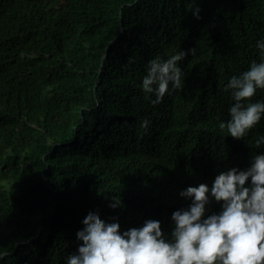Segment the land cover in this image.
<instances>
[{
    "label": "trees",
    "instance_id": "16d2710c",
    "mask_svg": "<svg viewBox=\"0 0 264 264\" xmlns=\"http://www.w3.org/2000/svg\"><path fill=\"white\" fill-rule=\"evenodd\" d=\"M18 1L0 0V264H65L90 211L170 234L183 189L264 151V118L240 139L219 128L229 79L260 60L264 0H20L9 17ZM191 48L153 105L148 62Z\"/></svg>",
    "mask_w": 264,
    "mask_h": 264
},
{
    "label": "clouds",
    "instance_id": "9594fccd",
    "mask_svg": "<svg viewBox=\"0 0 264 264\" xmlns=\"http://www.w3.org/2000/svg\"><path fill=\"white\" fill-rule=\"evenodd\" d=\"M19 4L20 0L9 17L16 14ZM190 11L200 18L196 3ZM256 47L259 62L253 60L247 70L231 76L224 89L230 90L234 103L230 118L220 121L219 128L237 139L264 118V99H251L264 90V38L256 41ZM189 54L194 56L196 48L148 62L140 88L153 105L182 87L184 72L178 62ZM149 124L145 119L142 126L147 130ZM255 143L264 144V134ZM179 195L191 203L173 212L170 234L163 231L160 220L148 219L141 227L121 231L118 220L106 222L98 212L90 211L82 221L84 227L76 232L83 243L65 264H264V151L251 157L249 167L221 171L211 186L206 182L188 186ZM213 199L221 210L206 216ZM120 204V199L113 198L110 206Z\"/></svg>",
    "mask_w": 264,
    "mask_h": 264
}]
</instances>
